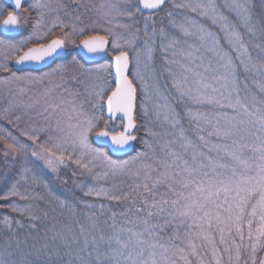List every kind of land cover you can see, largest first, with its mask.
<instances>
[{
	"label": "snow or ice",
	"instance_id": "6c2138e0",
	"mask_svg": "<svg viewBox=\"0 0 264 264\" xmlns=\"http://www.w3.org/2000/svg\"><path fill=\"white\" fill-rule=\"evenodd\" d=\"M0 33V225L50 206L84 237L53 224L34 259L6 240L0 264H64L58 240L66 264H264V0H0ZM69 46L111 62L21 71Z\"/></svg>",
	"mask_w": 264,
	"mask_h": 264
},
{
	"label": "rangeland",
	"instance_id": "374dc122",
	"mask_svg": "<svg viewBox=\"0 0 264 264\" xmlns=\"http://www.w3.org/2000/svg\"><path fill=\"white\" fill-rule=\"evenodd\" d=\"M30 2H32V0H27L26 4L30 3ZM85 2L89 3V4L99 3L100 0H85ZM80 11L85 15L86 18L90 15L89 13H86L84 11V9H81ZM32 15L35 16V13H33ZM141 28H142V22H141ZM28 31H30V27L21 29L19 32V35L7 36L6 38L19 39L22 36H26L28 34ZM0 34H2V33H0ZM72 55H76L81 60V63L85 64V67H94L96 64H101V63H110V56H107L105 59L97 61V62H92V63L86 62L80 57V55L77 52L76 47H74V46H69V48L66 50L65 54L62 57H60L55 63L70 60ZM55 63L43 71H30V72L38 75L41 72L50 70L52 67L55 66ZM164 67H165V65H163L161 60H160V53H159V51H157L156 52V60H155V72L159 75V84L161 86L165 85V83L167 81V73L164 72ZM23 72H27V71H23ZM0 75H3V74H0ZM8 99H9V96H8L6 90L4 89L3 86H0V108H3L4 106L7 105ZM140 135L142 137H144L143 131H141ZM144 138H147V137H144ZM96 146H98V145H96ZM99 147H103V146H99ZM139 148H140V145L137 143L136 149H139ZM133 151L129 155H126L124 157H118V158L126 159L132 155H135V151L134 152ZM2 159L3 158L0 157V164H2ZM51 186L57 195H61V196H69L70 195L67 192L66 188L64 186H62L59 181H53ZM90 199L93 202H96L94 198H90ZM41 207L43 208L45 206L41 205ZM79 208L81 209L83 207L79 206ZM47 210L49 211V217H47V218H44L43 214L41 212H38V215H40L42 218L35 222V224H36L35 228L30 227V224L33 222L29 221L27 218H21V217L16 216L15 214H11L13 216L14 221L16 219H21L23 226L21 227L14 222L12 227L15 231L13 233V232H9L2 225H0V248L3 247L4 242L6 240H12V243L14 246H15L16 242L19 241L21 243V247L23 249V251L20 253V255H18L16 257L19 260V259L24 257L25 253H28V252H33V255L29 258L30 259L34 258L35 253L33 250V246H34L33 244L37 243V241H39V243H38L39 245H44V244L52 245V232L50 230L53 228V224L57 225L59 222H62L64 224H68V226H69V223L71 220L69 219L67 212H65L64 215L61 216L58 213H56V214L52 213L50 206L47 207ZM77 210H78V208H77ZM53 215L56 216L55 221L52 219ZM77 215H79V214H77ZM76 218L79 219V217H76ZM99 218H101V217L99 216ZM103 219H105V216L102 217V221H103ZM79 221H80V223H81V221L84 222L85 218L83 219V217H82V220H79ZM102 221L100 219V220H98V223H101ZM69 227H71V224ZM73 232L76 234H79V226H76L75 229L73 230ZM97 234H98V232L95 231L94 235H97ZM69 239H71V237H69Z\"/></svg>",
	"mask_w": 264,
	"mask_h": 264
},
{
	"label": "trees",
	"instance_id": "16d2710c",
	"mask_svg": "<svg viewBox=\"0 0 264 264\" xmlns=\"http://www.w3.org/2000/svg\"><path fill=\"white\" fill-rule=\"evenodd\" d=\"M136 147H137V144H136ZM135 149H136V148H135ZM135 149H134V151H135ZM134 151H133V152H134ZM95 201H96V202L98 201L97 204H99V202H100V203L102 202V203H104L106 206H109V207L113 208V210H116L117 212H119L120 210H122V207H123V206H117V205H115V203H113V202H109V201H106V200H103V201H101V200H95ZM96 202H95V203H96ZM88 212H89L88 209H85V208H81V209H80L79 206H78L77 214H79V215H77V217H79V220H82V217H83V219L85 218V221H84V222L81 221V223H83V224L85 225L86 228L88 227V222H87V220H86V215H87ZM67 215H68V217H69V213H67ZM104 216H105V219H103V221H102V217H103V216H100L101 218L98 219V220L101 219L102 222H101V223H98V228H97V230H96V232H98V234L95 235L97 238H98L99 235L101 234V231H103V233H104L105 235H107V234L110 233V231H111L110 225L112 224V220L109 219L110 213H105ZM69 219H70V218H69ZM70 220H71V221H70V223H69V226H70V224H71L72 230H74L75 227L78 226V225H73V221H72V219H70ZM105 220H107V223H105ZM116 223H117V226L119 227V226L123 223V217L117 215V217H116ZM64 225H68V224H64V223H62V222H59V223L56 225V229H57V230H60V229H62V228L64 227ZM128 226L130 227L131 225H128ZM92 235H94V232H93L91 235L88 236V239H89V240L92 239ZM83 242H84V237H81V236H79L78 234H77V237H76V243H75V244L72 243V239H68V241H67V243L70 244L72 248L79 247L80 245L83 244ZM38 243H39V241H37V243H34L33 245H34L36 248H40L42 245H39ZM56 245H58V246L60 247L61 256H62V258H63L64 264H66V262L70 259V257L67 256V255H64V252H65V248H64V246H63V245H64V242L58 240V241H56ZM34 258H35V256H34ZM34 258H33V259H34ZM56 259H57L58 264H59V262H60V257H57Z\"/></svg>",
	"mask_w": 264,
	"mask_h": 264
},
{
	"label": "water",
	"instance_id": "95a60500",
	"mask_svg": "<svg viewBox=\"0 0 264 264\" xmlns=\"http://www.w3.org/2000/svg\"><path fill=\"white\" fill-rule=\"evenodd\" d=\"M27 0H25V2H26ZM76 49H77V52H78V54L81 56V58L84 60V61H86V62H89V63H92V62H97V61H100V60H103V59H105L108 55H106V54H100L98 57H93V58H89V57H87V56H85L84 55V53L82 52V50L81 49H79V48H77L76 47ZM65 52H66V50H65ZM65 54V53H64ZM64 54H62L60 57H62ZM55 62V61H54ZM54 62H52V63H48V64H46V65H25V66H14V70H15V67H21V71H30V70H32V71H38V70H43V69H45V68H47V67H49L50 65H52ZM110 62H111V57H110ZM13 65H14V62H13ZM94 139V142H95V138H93ZM98 146H104V145H102V144H97ZM133 150H129L128 152H126V153H124V154H121L119 157H124V156H126V155H129L131 152H132Z\"/></svg>",
	"mask_w": 264,
	"mask_h": 264
},
{
	"label": "flooded vegetation",
	"instance_id": "af4514ba",
	"mask_svg": "<svg viewBox=\"0 0 264 264\" xmlns=\"http://www.w3.org/2000/svg\"><path fill=\"white\" fill-rule=\"evenodd\" d=\"M47 69V68H46ZM45 70V69H44ZM41 71H43V70H41Z\"/></svg>",
	"mask_w": 264,
	"mask_h": 264
}]
</instances>
